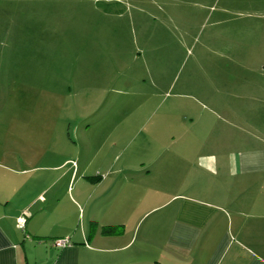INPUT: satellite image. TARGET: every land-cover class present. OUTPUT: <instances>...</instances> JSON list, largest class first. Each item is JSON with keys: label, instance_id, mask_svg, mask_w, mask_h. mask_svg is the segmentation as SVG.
Segmentation results:
<instances>
[{"label": "rangeland", "instance_id": "374dc122", "mask_svg": "<svg viewBox=\"0 0 264 264\" xmlns=\"http://www.w3.org/2000/svg\"><path fill=\"white\" fill-rule=\"evenodd\" d=\"M3 124L63 141L86 174L111 155L97 135L128 142L126 157L159 135L166 150L133 156L159 154L153 179L173 161L220 189L200 157L264 135V0H0Z\"/></svg>", "mask_w": 264, "mask_h": 264}, {"label": "crops", "instance_id": "0c3cea01", "mask_svg": "<svg viewBox=\"0 0 264 264\" xmlns=\"http://www.w3.org/2000/svg\"><path fill=\"white\" fill-rule=\"evenodd\" d=\"M7 125L0 131V264H264V135H242L238 149L200 157L218 178L213 189L194 166L181 179L173 161L171 179H153L156 165L148 164L159 154L150 162L133 156L164 151L159 135L137 141L127 157L128 142L97 135L111 155L92 169L98 174H86L84 164L69 165L63 141ZM202 188L206 196L196 193ZM104 225L121 232L104 235ZM55 238L69 243L56 248Z\"/></svg>", "mask_w": 264, "mask_h": 264}, {"label": "built area", "instance_id": "2783aa9c", "mask_svg": "<svg viewBox=\"0 0 264 264\" xmlns=\"http://www.w3.org/2000/svg\"><path fill=\"white\" fill-rule=\"evenodd\" d=\"M28 214L26 212H22L16 219V227L20 230H23L25 228L26 220H27ZM69 243V240L67 238H61L54 241V247L56 248H63Z\"/></svg>", "mask_w": 264, "mask_h": 264}, {"label": "trees", "instance_id": "16d2710c", "mask_svg": "<svg viewBox=\"0 0 264 264\" xmlns=\"http://www.w3.org/2000/svg\"><path fill=\"white\" fill-rule=\"evenodd\" d=\"M121 232L119 225H104L101 228V233L104 235L118 234Z\"/></svg>", "mask_w": 264, "mask_h": 264}]
</instances>
